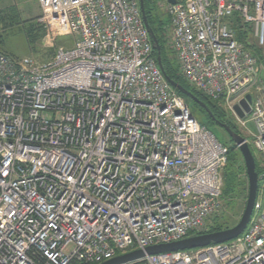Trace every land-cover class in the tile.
<instances>
[{"label":"built area","instance_id":"obj_1","mask_svg":"<svg viewBox=\"0 0 264 264\" xmlns=\"http://www.w3.org/2000/svg\"><path fill=\"white\" fill-rule=\"evenodd\" d=\"M37 2L75 41L43 63L0 53V264H102L204 233L228 150L164 79L138 1ZM163 4L179 76L252 138L264 169V62L235 35L264 49V0ZM258 180L236 239L128 264H264Z\"/></svg>","mask_w":264,"mask_h":264},{"label":"trees","instance_id":"obj_2","mask_svg":"<svg viewBox=\"0 0 264 264\" xmlns=\"http://www.w3.org/2000/svg\"><path fill=\"white\" fill-rule=\"evenodd\" d=\"M143 1H144L145 15H146L148 28L153 33V35L155 36L158 42V45L160 48L159 57H160L161 65L163 67L166 77L170 79L171 81L179 84L186 91L190 92L193 96L198 98L199 101L204 103L206 107L209 109V111L212 113L215 120L214 121L211 120L206 115L204 110H202L198 105L194 104V102H192L191 100L187 99L180 92H178L175 89H173V91L176 93L178 97H181L188 106L191 105V107H193V110L198 109L200 113H202L205 116L207 123L210 124L209 126L219 127L217 123L225 124L228 127H230V129L233 132L238 134L236 126L230 122V119L224 113L221 107L217 106L215 103L206 99L202 94H200L198 91L192 88L189 84L183 81L182 78L179 76L178 66L176 62L174 61V59L172 58L173 53L168 48V41L165 37L166 35H164V32L167 29L164 27L166 24L169 23L168 19L165 16H162L158 12L152 0H143ZM17 19L18 17H17L16 10L13 8H10L5 11H0V22L3 23L5 26L11 27L14 23H17ZM235 35H236L237 40L241 44H243L244 49L246 51L250 52L254 57H256L262 63L264 62V49H260L255 44H253V42H250L248 38V32L246 30H243V28L238 25L235 27ZM28 36H29L28 40L30 42H32V39L34 41V37L32 38L31 37L32 35L30 33H28ZM3 46H4V41L2 37H0V53L8 55L3 50ZM152 55L154 59L156 60L157 52L155 50L152 51ZM223 145L227 147L228 154H227V164L224 170L222 171V182L223 183H222V191H221L220 199L221 201L224 202L225 205L231 207L233 205V201H235V199L237 198H241L242 195L244 194L245 195L242 197V199L244 201L246 200L245 192H246V189L248 188V185H247V178L245 174L243 160L238 150L235 148L231 140H230V145H227V144H223ZM255 165H256L255 171L258 177H260L261 174H264V169H261L259 167V164L257 163L256 160H255ZM261 184H262V181L258 180L257 194L260 190ZM230 227L231 226H222L219 222H217V218H215L214 221H212V223H209L204 233H213V232L229 229Z\"/></svg>","mask_w":264,"mask_h":264},{"label":"rangeland","instance_id":"obj_3","mask_svg":"<svg viewBox=\"0 0 264 264\" xmlns=\"http://www.w3.org/2000/svg\"><path fill=\"white\" fill-rule=\"evenodd\" d=\"M152 2L154 3L158 12L162 16H165L168 19L169 17H167L166 13H164L165 6L162 0H152ZM37 3H38L37 0H30L28 3L29 4L28 10L30 11L26 10L24 11V14L21 13L23 11H21L20 8L19 9L15 8L18 19H17V23H14L11 27L5 26L3 23L0 22V37H2L4 41L3 50L10 57L17 59L30 58L37 62H44L46 60H49L54 55V52L58 48L62 47L67 49L73 46L75 41L74 36L67 35V36L55 37L54 31L49 27V25L46 22L43 21L40 7H38L37 10L36 8ZM27 12L28 14L26 15ZM166 25L164 28L167 29L165 30L164 35H166L165 37L168 40V37L171 36V32L169 29V23ZM28 33L32 35L31 36L32 38L34 37V41L33 39L32 42L28 40L29 39ZM168 48H169V44H168ZM172 58L177 64V60L173 54H172ZM189 106L188 107L190 111H192L193 116L198 123L204 125L219 142H221L222 144L230 145V139L222 128L209 126L210 124L207 123L205 116L202 113H200L198 109L193 110V107H191V105ZM228 118L230 119V122L236 126L235 120L230 116H228ZM236 129L238 131V134L247 138L248 145L255 160L259 161L260 154L255 150L253 146L252 138L248 137L243 131L238 129V127H236ZM247 192H248V188L246 189L245 192L246 198H247ZM244 195H242V197ZM242 197L235 199L231 207L225 205L224 202L221 201L220 199V209L215 216L211 217L207 221L206 228L209 225V223H212V221H214L215 218H217V222H219L222 226H231V227L235 226L242 215L246 202V200L244 201Z\"/></svg>","mask_w":264,"mask_h":264},{"label":"water","instance_id":"obj_4","mask_svg":"<svg viewBox=\"0 0 264 264\" xmlns=\"http://www.w3.org/2000/svg\"><path fill=\"white\" fill-rule=\"evenodd\" d=\"M166 1L172 5L176 3V0H166ZM139 3H140L141 15L144 25L148 30L149 37L152 41L153 49L157 52V57H156L157 65L162 75L164 76L166 82L172 89L177 90L187 99L191 100L192 102H194V104L198 105L202 110H204L206 115L211 120L214 121L215 119L212 113L209 111V109L206 107L204 103L199 101L198 98L193 96L190 92L186 91L179 84L171 81L166 77L159 57L160 48L158 42L155 36L153 35V33L148 28L143 0H139ZM250 102H251V97L249 95H247L246 98L244 100H241L240 102V106L246 113L250 111V107H249ZM234 111L238 117L240 118L243 117L244 113L242 112L239 106H235ZM217 124L220 128H222L225 131V133L228 135L229 139L233 142L235 148L238 150L239 154L241 155L244 164L246 178H247V184H248L247 198L242 215L239 221L237 222V224L229 229H225L213 233L197 234L187 237L180 241H176L168 244L150 246L147 247L144 251L136 250L121 256H117L102 264H128L141 260L145 256L161 255V254L175 253L180 251H190V250L205 248L210 245L223 244L236 239L245 231L250 221V217L253 211V206L256 200L257 189H258V175L255 171L256 169L255 159L248 144L245 143V140L239 134L233 132L230 129V127H228L225 124H220V123Z\"/></svg>","mask_w":264,"mask_h":264},{"label":"crops","instance_id":"obj_5","mask_svg":"<svg viewBox=\"0 0 264 264\" xmlns=\"http://www.w3.org/2000/svg\"><path fill=\"white\" fill-rule=\"evenodd\" d=\"M29 1L30 0H0V11H5V10H8L10 8H13V9H15V8L19 9L20 8V10L23 11L21 13L24 14V11L29 9L28 8ZM37 5H38V3H37ZM37 5H36V8L38 10L39 6H37ZM28 11H30V10H28ZM27 14H28V12L26 13V15ZM36 15H37V13H36Z\"/></svg>","mask_w":264,"mask_h":264},{"label":"bare ground","instance_id":"obj_6","mask_svg":"<svg viewBox=\"0 0 264 264\" xmlns=\"http://www.w3.org/2000/svg\"><path fill=\"white\" fill-rule=\"evenodd\" d=\"M138 1V6H139V10H140V13H141V9H140V3H139V0H137ZM165 1V3L166 4H169L166 0H164ZM177 1V0H176ZM162 2H163V0H162ZM143 3H144V1H143ZM169 5H172V4H169ZM174 5V4H173ZM159 8V7H158ZM165 10H164V13H166V15H167V17H168V14H167V9L166 8H164ZM144 10H145V8H144ZM146 16V15H145ZM141 17H142V15H141ZM168 20H169V18H168ZM142 21H143V19H142ZM143 24H144V22H143ZM145 26V25H144ZM146 28V27H145ZM148 31V30H147ZM148 35H149V33H148ZM150 38V37H149ZM151 40V39H150ZM151 43H152V41H151ZM152 49H153V45H152ZM170 49V48H169ZM154 50V49H153ZM53 57V56H52ZM51 57V58H52ZM28 59H30V58H28ZM155 60V59H154ZM46 61H48V60H46ZM46 61H44V62H46ZM155 62H156V60H155ZM39 63H43V62H39ZM156 64H157V62H156ZM158 66V65H157ZM159 68V67H158ZM164 77V76H163ZM165 79V78H164Z\"/></svg>","mask_w":264,"mask_h":264}]
</instances>
